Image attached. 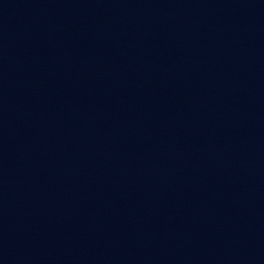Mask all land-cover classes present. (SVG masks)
Listing matches in <instances>:
<instances>
[{"label": "water", "instance_id": "1", "mask_svg": "<svg viewBox=\"0 0 264 264\" xmlns=\"http://www.w3.org/2000/svg\"><path fill=\"white\" fill-rule=\"evenodd\" d=\"M0 264H264V0H0Z\"/></svg>", "mask_w": 264, "mask_h": 264}]
</instances>
